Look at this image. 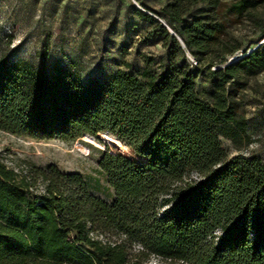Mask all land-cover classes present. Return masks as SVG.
I'll return each instance as SVG.
<instances>
[{"label": "trees", "instance_id": "16d2710c", "mask_svg": "<svg viewBox=\"0 0 264 264\" xmlns=\"http://www.w3.org/2000/svg\"><path fill=\"white\" fill-rule=\"evenodd\" d=\"M261 5L168 0L158 12L142 3L136 12L166 55L104 79H84L72 59L50 67L46 43L35 59L1 55V131L66 142L101 133L122 151L99 160L112 203L79 173L54 164L16 171L0 159V264H264V160L230 156L218 136L246 135L238 94L244 77L264 71V47L210 67L206 97L195 68L225 35L224 7L245 15ZM253 22L264 35V19Z\"/></svg>", "mask_w": 264, "mask_h": 264}, {"label": "rangeland", "instance_id": "374dc122", "mask_svg": "<svg viewBox=\"0 0 264 264\" xmlns=\"http://www.w3.org/2000/svg\"><path fill=\"white\" fill-rule=\"evenodd\" d=\"M137 1L158 12L168 2ZM222 1L228 7L237 0ZM226 7L219 15L226 22L225 35L219 45L212 47L207 59L195 67L199 71L196 88L203 97L209 88L210 67L221 65L224 58L264 47V35L253 22L254 16L264 19V5L245 15L231 13ZM137 9L141 11L133 0H0V56L35 59L46 43L51 49L50 67L72 59L84 79H104L118 69L137 72L145 66L144 55L158 59L166 55L162 38L148 36L154 25L138 15ZM227 50L233 53L223 56ZM242 82L238 98L248 119L246 135L234 139L229 132L220 131L219 140L230 156L258 155L264 160V71L244 77ZM80 138L73 142L34 140L0 130V159L16 171L54 164L62 172L79 173L92 195L112 203L115 190L99 167V160L104 152L122 150L111 149L118 143L104 137L101 143ZM147 264L170 262L151 257Z\"/></svg>", "mask_w": 264, "mask_h": 264}, {"label": "water", "instance_id": "95a60500", "mask_svg": "<svg viewBox=\"0 0 264 264\" xmlns=\"http://www.w3.org/2000/svg\"><path fill=\"white\" fill-rule=\"evenodd\" d=\"M134 1V3L136 4V6L137 7H139V8H141V6L135 1V0H133ZM164 25H166V27L169 29V32H170V34H172V35H175L176 36V33L174 32V30L172 29V28H170L163 20H160ZM179 38V37H178ZM179 40L182 42V40L179 38ZM182 44L184 45V43L182 42ZM252 50H254V49H251V50H249L248 51V53H250ZM85 135H88V136H91V135H89V134H85ZM102 134L100 133L99 135H98V137H94V136H91V137H93V138H95L96 140H98V141H101V139H100V136H101Z\"/></svg>", "mask_w": 264, "mask_h": 264}, {"label": "built area", "instance_id": "2783aa9c", "mask_svg": "<svg viewBox=\"0 0 264 264\" xmlns=\"http://www.w3.org/2000/svg\"><path fill=\"white\" fill-rule=\"evenodd\" d=\"M237 58H238V56L231 57V58H229V62H233V61H235ZM189 60H190V63H192L193 65H196V64H197V62L195 61L194 58L190 57Z\"/></svg>", "mask_w": 264, "mask_h": 264}, {"label": "bare ground", "instance_id": "6f19581e", "mask_svg": "<svg viewBox=\"0 0 264 264\" xmlns=\"http://www.w3.org/2000/svg\"><path fill=\"white\" fill-rule=\"evenodd\" d=\"M94 139H95V138H94ZM97 141H98V140H97ZM98 142H100V143H101V142H102V140H101V141H98Z\"/></svg>", "mask_w": 264, "mask_h": 264}]
</instances>
